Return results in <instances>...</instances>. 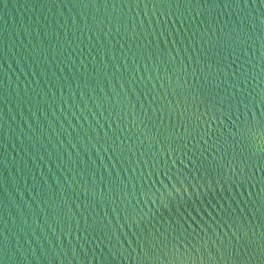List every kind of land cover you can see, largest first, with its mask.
<instances>
[{
  "label": "water",
  "instance_id": "1",
  "mask_svg": "<svg viewBox=\"0 0 264 264\" xmlns=\"http://www.w3.org/2000/svg\"><path fill=\"white\" fill-rule=\"evenodd\" d=\"M0 264H264V0H0Z\"/></svg>",
  "mask_w": 264,
  "mask_h": 264
}]
</instances>
